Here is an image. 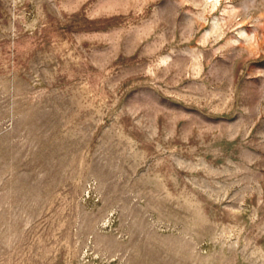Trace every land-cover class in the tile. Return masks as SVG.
Here are the masks:
<instances>
[{"label":"rangeland","instance_id":"1","mask_svg":"<svg viewBox=\"0 0 264 264\" xmlns=\"http://www.w3.org/2000/svg\"><path fill=\"white\" fill-rule=\"evenodd\" d=\"M0 264H264V0H0Z\"/></svg>","mask_w":264,"mask_h":264}]
</instances>
